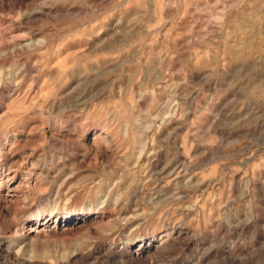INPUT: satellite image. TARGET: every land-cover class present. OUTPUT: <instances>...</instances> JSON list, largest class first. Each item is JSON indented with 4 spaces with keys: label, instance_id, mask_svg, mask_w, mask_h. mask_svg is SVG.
<instances>
[{
    "label": "rangeland",
    "instance_id": "obj_1",
    "mask_svg": "<svg viewBox=\"0 0 264 264\" xmlns=\"http://www.w3.org/2000/svg\"><path fill=\"white\" fill-rule=\"evenodd\" d=\"M0 264H264V0H0Z\"/></svg>",
    "mask_w": 264,
    "mask_h": 264
},
{
    "label": "bare ground",
    "instance_id": "obj_2",
    "mask_svg": "<svg viewBox=\"0 0 264 264\" xmlns=\"http://www.w3.org/2000/svg\"><path fill=\"white\" fill-rule=\"evenodd\" d=\"M131 259V258H130Z\"/></svg>",
    "mask_w": 264,
    "mask_h": 264
}]
</instances>
